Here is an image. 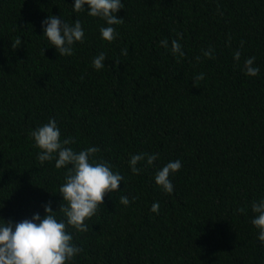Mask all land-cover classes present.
Masks as SVG:
<instances>
[{
  "label": "trees",
  "instance_id": "obj_1",
  "mask_svg": "<svg viewBox=\"0 0 264 264\" xmlns=\"http://www.w3.org/2000/svg\"><path fill=\"white\" fill-rule=\"evenodd\" d=\"M121 2L124 22L109 43L99 31L108 25L87 5L75 12L74 0H0V220L43 217L49 202L65 219L59 188L67 168L41 164L30 137L54 119L61 140L75 139L68 147L99 148L93 159L124 177L86 219V232L68 227L82 249L68 264H264L251 223L252 203L264 199V0ZM49 15L81 22L73 55H59L43 35ZM173 39L183 56L171 52ZM209 48L211 59L203 55ZM101 52L105 66L96 70ZM251 57L256 76L246 75ZM137 154L157 159L138 162L134 175ZM175 160L182 167L168 194L155 174Z\"/></svg>",
  "mask_w": 264,
  "mask_h": 264
},
{
  "label": "clouds",
  "instance_id": "obj_2",
  "mask_svg": "<svg viewBox=\"0 0 264 264\" xmlns=\"http://www.w3.org/2000/svg\"><path fill=\"white\" fill-rule=\"evenodd\" d=\"M91 17H98L106 22L105 27L99 29L101 38L104 41L112 42L118 33L114 25L123 24V18H118L116 13L123 9L121 0H74L73 10L75 12L85 11ZM43 35L46 36L56 52L61 56L74 54L73 45L76 42H83L84 31L79 20L74 24L63 21L60 16L49 15L41 22ZM182 39V34H177ZM22 43L19 37L11 43L12 49H16ZM168 40L160 41V46L167 48ZM243 42H241L242 46ZM171 52L174 55L183 56L184 53L178 39L171 41ZM213 49L203 51L206 58H213ZM122 55H127V49L122 50ZM106 54L101 52L92 61L94 69L104 68ZM199 60V57L196 58ZM234 59H240V52L234 53ZM255 57L248 58L244 62L246 75L256 76L259 68L254 67ZM119 63V61H117ZM204 79V74L196 75L194 87L197 82ZM35 146L40 149L37 160L43 164L45 161L55 159L57 169L67 168L65 183L59 188V195L66 204H61L59 211L65 219L58 220L56 211H53L51 204L44 205V216L38 213L30 219H24L18 223L0 220V264H68L82 249L72 241L73 236L67 231L71 226L76 231L86 232L88 226L86 219L91 218L103 204L104 196L112 191H118L119 185L124 177L119 172L112 170V165L103 159L97 161L93 157L100 150L97 147H88L79 152L74 151L68 145L75 143L72 137L61 140L60 129L54 119L46 124L37 127L30 132ZM151 165L157 155L137 154L132 155L129 160L131 172L136 175L141 169L137 168L138 162L145 160ZM71 167H68V166ZM182 167L181 161H170L155 174V183L164 192L171 194L174 186L170 176L178 172ZM135 198H133L134 200ZM120 203L127 206L130 201L128 197L122 196ZM251 210L255 217L251 223L259 230L258 239L264 242V199L254 201ZM151 211L158 213L159 203H153ZM243 213L244 209H238Z\"/></svg>",
  "mask_w": 264,
  "mask_h": 264
}]
</instances>
